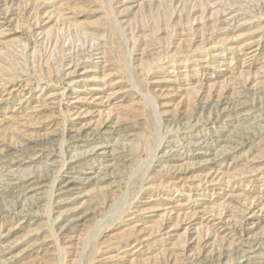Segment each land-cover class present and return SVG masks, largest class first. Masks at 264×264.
I'll list each match as a JSON object with an SVG mask.
<instances>
[{
    "label": "rangeland",
    "instance_id": "rangeland-1",
    "mask_svg": "<svg viewBox=\"0 0 264 264\" xmlns=\"http://www.w3.org/2000/svg\"><path fill=\"white\" fill-rule=\"evenodd\" d=\"M0 264H264V0H0Z\"/></svg>",
    "mask_w": 264,
    "mask_h": 264
}]
</instances>
